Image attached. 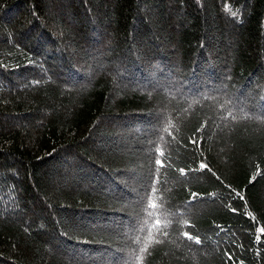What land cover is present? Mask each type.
<instances>
[{
    "label": "trees",
    "instance_id": "1",
    "mask_svg": "<svg viewBox=\"0 0 264 264\" xmlns=\"http://www.w3.org/2000/svg\"><path fill=\"white\" fill-rule=\"evenodd\" d=\"M262 229L264 0H0V264H264Z\"/></svg>",
    "mask_w": 264,
    "mask_h": 264
},
{
    "label": "snow or ice",
    "instance_id": "2",
    "mask_svg": "<svg viewBox=\"0 0 264 264\" xmlns=\"http://www.w3.org/2000/svg\"><path fill=\"white\" fill-rule=\"evenodd\" d=\"M232 15L235 16L236 13L233 12ZM191 143L195 144V143H196V140L193 139V140L191 141ZM157 163H159V161H157ZM200 167H201V168H207L208 165H207V164H203V163H201ZM183 171H184V170L181 169V172H183ZM233 211H235V209H233ZM157 223H159V221H157ZM262 231H264V229H262ZM184 235H185V236H189V233L185 232ZM190 238H191V237H190ZM197 242H199V238H198V237H197ZM142 251H147V249H146V248H145V249H142Z\"/></svg>",
    "mask_w": 264,
    "mask_h": 264
}]
</instances>
